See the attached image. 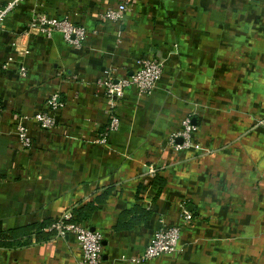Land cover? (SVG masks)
I'll return each instance as SVG.
<instances>
[{
    "label": "crops",
    "instance_id": "crops-1",
    "mask_svg": "<svg viewBox=\"0 0 264 264\" xmlns=\"http://www.w3.org/2000/svg\"><path fill=\"white\" fill-rule=\"evenodd\" d=\"M118 2L16 0L2 16L0 264H80L72 233L43 238L66 209L101 233V264H264V0H133L102 20ZM39 16L87 35L71 46ZM143 56L162 64L154 89L109 101L107 71L130 74ZM51 94L61 106L41 128ZM187 115L198 147L176 149ZM183 209L193 222L177 253L129 260Z\"/></svg>",
    "mask_w": 264,
    "mask_h": 264
},
{
    "label": "built area",
    "instance_id": "built-area-1",
    "mask_svg": "<svg viewBox=\"0 0 264 264\" xmlns=\"http://www.w3.org/2000/svg\"><path fill=\"white\" fill-rule=\"evenodd\" d=\"M16 0L8 3L0 10V21L3 14L13 6ZM133 0H119L114 7H109L100 13V18L105 21L119 22L129 5ZM36 22L40 25L41 31L49 35L51 32L57 31L61 34L62 39L71 46H79L86 37V30L81 25L70 22L66 16L45 18L39 16ZM137 68L130 74L122 75L115 78L112 70L107 71L105 77L101 80L104 87V94L109 101L121 98L129 87H134L139 93H150L157 84L162 74V64L152 56H143L137 59ZM61 106V101L57 99L55 94L49 95L45 100V111L36 113L33 118L41 128H50L54 124V119L50 113ZM119 119L113 115L110 118L108 129L114 131L117 129ZM194 125L189 115L184 117L181 122L180 130L174 134V137H180L181 141L175 143V148L198 147L192 143V129ZM16 134L18 136L20 146L25 148L30 145V139L25 133L23 125L16 124ZM104 141V139H102ZM71 215L69 209L64 210L55 221L50 224V228L54 229V236H62L70 232L74 235L76 244L80 251V264H101L100 253L102 249V236L98 230H93L84 224L68 221ZM193 221L188 211L183 209L181 221L174 225H162L154 231L151 241L146 245L144 250L135 257L129 258L134 262H143L152 259L161 254H174L179 251L178 239L181 231L189 226Z\"/></svg>",
    "mask_w": 264,
    "mask_h": 264
},
{
    "label": "trees",
    "instance_id": "trees-1",
    "mask_svg": "<svg viewBox=\"0 0 264 264\" xmlns=\"http://www.w3.org/2000/svg\"><path fill=\"white\" fill-rule=\"evenodd\" d=\"M70 211H71V215H70L68 221L81 224V222L77 219V217L75 215V211H72V210H70ZM56 219L57 218L51 220L47 224H44V227L42 228L43 232H44L43 238L54 236L55 231H54V229L50 228V224L53 221H55ZM0 238H2L1 235H0Z\"/></svg>",
    "mask_w": 264,
    "mask_h": 264
},
{
    "label": "rangeland",
    "instance_id": "rangeland-1",
    "mask_svg": "<svg viewBox=\"0 0 264 264\" xmlns=\"http://www.w3.org/2000/svg\"><path fill=\"white\" fill-rule=\"evenodd\" d=\"M29 146H30V145H29ZM29 146H28V147H29ZM28 147H25V148L21 147V148L26 149V148H28Z\"/></svg>",
    "mask_w": 264,
    "mask_h": 264
}]
</instances>
